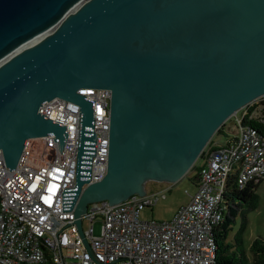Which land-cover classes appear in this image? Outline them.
Returning <instances> with one entry per match:
<instances>
[{
  "label": "water",
  "instance_id": "water-1",
  "mask_svg": "<svg viewBox=\"0 0 264 264\" xmlns=\"http://www.w3.org/2000/svg\"><path fill=\"white\" fill-rule=\"evenodd\" d=\"M40 35L35 41L17 49ZM109 89L106 167L89 182L93 100ZM264 94V0H0V155L15 166L26 139L64 126L37 111L78 105L74 187L61 210L87 249L80 214L141 196L145 180L182 176L224 120Z\"/></svg>",
  "mask_w": 264,
  "mask_h": 264
},
{
  "label": "built area",
  "instance_id": "built-area-1",
  "mask_svg": "<svg viewBox=\"0 0 264 264\" xmlns=\"http://www.w3.org/2000/svg\"><path fill=\"white\" fill-rule=\"evenodd\" d=\"M29 44H22L15 50ZM93 100L89 179L99 180L106 167L109 89L77 88ZM37 111L64 126L60 153L52 135L26 139L19 158L8 170L0 155V264H211V229L221 218L226 179L238 186L264 178V94L239 107L235 133L223 144L206 146L194 180V191L169 219H141V208L164 197L168 186L144 189L117 204H86L80 214L85 248L72 208L61 210V191L74 187L78 105L59 97L43 101ZM165 183V182H160ZM99 221L94 234L92 222Z\"/></svg>",
  "mask_w": 264,
  "mask_h": 264
},
{
  "label": "trees",
  "instance_id": "trees-1",
  "mask_svg": "<svg viewBox=\"0 0 264 264\" xmlns=\"http://www.w3.org/2000/svg\"><path fill=\"white\" fill-rule=\"evenodd\" d=\"M224 122L214 132L222 133ZM225 143V140L221 144ZM211 138L208 139L200 153L206 146L211 147ZM195 161V160H194ZM196 174L199 164L192 163ZM196 174L192 177L195 179ZM194 182V181H192ZM260 182L246 181L238 186L233 175L226 179L222 194L221 218L211 229V236L214 247V256L211 264H264V237H254L249 245L247 254L243 245V230L246 224V210L254 209L256 206V188ZM239 216L235 228L234 219Z\"/></svg>",
  "mask_w": 264,
  "mask_h": 264
},
{
  "label": "rangeland",
  "instance_id": "rangeland-1",
  "mask_svg": "<svg viewBox=\"0 0 264 264\" xmlns=\"http://www.w3.org/2000/svg\"><path fill=\"white\" fill-rule=\"evenodd\" d=\"M221 132H213L210 136L212 144H220L226 138L235 133L233 125V116H229L224 120V124L221 128ZM209 138V139H210ZM196 157L193 163L195 165L200 164L202 159ZM196 170L192 167V164L187 171L173 182L156 181V180H145L143 183L144 189H149L153 186L159 187V185L168 186V190L165 192L164 197L158 198L152 205L146 206L140 209L138 217L141 219H169L173 212L179 205L184 204L188 200V194L194 191V178ZM165 182V183H160ZM256 192V206L254 209L246 210V224L243 230V245L246 249L247 254H250L248 245L250 241L256 237H264V178L258 184L255 190ZM233 228H235L239 221L237 215L234 219ZM81 226H85V221H81ZM100 223L99 221L92 222V231L94 234L99 232ZM250 264V261L247 263Z\"/></svg>",
  "mask_w": 264,
  "mask_h": 264
},
{
  "label": "bare ground",
  "instance_id": "bare-ground-1",
  "mask_svg": "<svg viewBox=\"0 0 264 264\" xmlns=\"http://www.w3.org/2000/svg\"><path fill=\"white\" fill-rule=\"evenodd\" d=\"M39 37H40V35L34 37L33 39L29 40L28 42L31 43V42L35 41L37 38H39ZM28 42H27V43H28Z\"/></svg>",
  "mask_w": 264,
  "mask_h": 264
},
{
  "label": "crops",
  "instance_id": "crops-1",
  "mask_svg": "<svg viewBox=\"0 0 264 264\" xmlns=\"http://www.w3.org/2000/svg\"><path fill=\"white\" fill-rule=\"evenodd\" d=\"M194 180H195V179H194ZM194 180H193V181H194Z\"/></svg>",
  "mask_w": 264,
  "mask_h": 264
}]
</instances>
